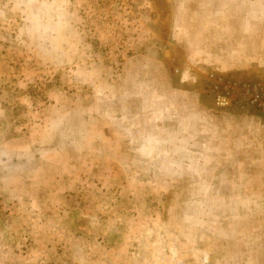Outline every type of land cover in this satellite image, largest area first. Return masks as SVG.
Here are the masks:
<instances>
[{
    "label": "rangeland",
    "instance_id": "374dc122",
    "mask_svg": "<svg viewBox=\"0 0 264 264\" xmlns=\"http://www.w3.org/2000/svg\"><path fill=\"white\" fill-rule=\"evenodd\" d=\"M242 85L264 0H0V264H264Z\"/></svg>",
    "mask_w": 264,
    "mask_h": 264
},
{
    "label": "built area",
    "instance_id": "2783aa9c",
    "mask_svg": "<svg viewBox=\"0 0 264 264\" xmlns=\"http://www.w3.org/2000/svg\"><path fill=\"white\" fill-rule=\"evenodd\" d=\"M238 90L242 92L244 97L247 98L249 96V103L264 113V93L261 90L256 86L248 87L243 85ZM212 91H218V87L214 85ZM214 104L219 109H228L231 106L230 100L219 93H215Z\"/></svg>",
    "mask_w": 264,
    "mask_h": 264
}]
</instances>
